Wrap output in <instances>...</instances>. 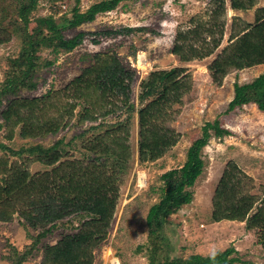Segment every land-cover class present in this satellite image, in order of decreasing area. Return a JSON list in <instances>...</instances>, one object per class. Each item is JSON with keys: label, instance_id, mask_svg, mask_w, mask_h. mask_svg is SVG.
<instances>
[{"label": "trees", "instance_id": "obj_1", "mask_svg": "<svg viewBox=\"0 0 264 264\" xmlns=\"http://www.w3.org/2000/svg\"><path fill=\"white\" fill-rule=\"evenodd\" d=\"M128 1L133 0H104L84 12L76 7L71 18L60 22L51 18L44 23L39 19L36 31L30 34L25 30L30 28L31 14L40 0H21L15 11L0 4V46L12 42L14 30L22 25L26 37L19 54L9 60L8 70L0 79V132H5L0 149L18 155L27 150L36 154L35 161L48 169L32 175L26 165L9 164L5 158L0 160V220L9 221L19 214L35 227L49 225V228L59 222H77L72 233H64L56 245L46 249L43 264H92L94 247L107 238L116 217L119 175L128 170L133 160L128 124L134 112L138 117L139 164L158 160L180 140L181 135L168 125L175 117L174 108L183 104L192 86V74L185 67L151 71L139 84L137 103L128 94L130 86L126 78L130 70L108 52L94 55L92 65L61 90L48 91L36 98L16 94L21 88L37 90L39 83H32L38 67L36 53L45 42L53 44L57 54L72 51L82 44L86 35L80 33L67 39L64 31L94 22L99 14L113 11ZM210 1L206 14L211 19L193 17L189 21L193 27L182 26L176 32L172 53L183 63L210 57L223 40L227 0ZM258 1L229 0V8L249 11ZM260 65H264V7L257 9L252 23L233 18L230 42L208 69L213 82L220 85L231 72ZM120 98L123 99L117 102ZM103 102L110 109L99 115L96 108L101 104L100 111ZM248 104H256L264 112V72L251 82L234 84V97L227 112ZM110 115H116L117 120L107 121ZM73 121H77L75 124L82 131L66 145L62 146L63 139L49 148L36 146L15 151L11 145L17 127L21 128V137L32 139L54 135L73 125ZM228 134L219 120L207 122L201 136L190 145L185 162L161 175L159 202L149 208L146 216L149 264L243 263L234 246L209 256L193 254L179 258L165 254L164 259L158 256L163 250L161 231L167 218L194 199L193 187L205 166L203 148L212 135ZM76 140L80 142L74 143ZM71 150L81 151V156L62 161ZM227 166L212 199L211 220L245 221L249 230H264V193L259 197L248 192L246 175L238 165ZM259 201L261 204L257 205ZM47 233L44 231L40 237ZM32 249L33 246L22 255L11 251L12 264L22 263Z\"/></svg>", "mask_w": 264, "mask_h": 264}, {"label": "rangeland", "instance_id": "obj_2", "mask_svg": "<svg viewBox=\"0 0 264 264\" xmlns=\"http://www.w3.org/2000/svg\"><path fill=\"white\" fill-rule=\"evenodd\" d=\"M20 1L0 0V4L9 11H15ZM101 1L104 0H40L36 11L31 14L30 28L25 32H35L39 19L44 23L51 18L60 22L64 18H71L74 8L84 12ZM210 3V0L122 2L115 10L99 14L94 22L64 31L67 39L80 33L86 35L82 44L74 50L57 54L53 44L45 42L36 53L38 67L34 70L32 83H39L37 90L30 92L21 88L16 93L19 97L36 98L48 91L61 90L92 65L94 55L107 52L130 70L126 83L130 86L128 94L136 103L139 84L151 71L185 67L192 74L190 92L185 95L183 104L174 108L175 117L168 125L181 135L180 140L158 160L138 163V117L137 113H133L128 124L133 160L128 170L119 175L117 185L120 197L116 217L107 238L94 247L92 264H112L115 259L120 264L150 263L146 216L149 208L159 202L162 184L160 177L185 162L190 145L201 136L204 125L215 120H219L221 127L228 129L230 134L220 137L212 135L203 148L205 166L193 187L194 199L191 204L183 206L180 211L167 218L161 231L163 250L158 255L159 259H164L165 254L179 258H187L193 254L209 256L234 246L243 260V263L237 264H264V230H249L245 221L223 220L215 223L211 220L215 189L229 163L238 165L246 175L248 192L263 196L264 112L256 104H248L230 112L227 109L234 97V84L251 82L264 72V65L233 71L220 85L213 82L208 69L230 42L233 18L240 17L246 23L254 22L257 9L264 7V0H259L249 11L231 10L227 0L228 19L219 47L204 60L183 63L172 53L176 32L182 26L193 27L189 23L193 17L202 16L204 21L211 19L206 14ZM3 13L6 16L8 14L5 11ZM22 28L14 30L12 42L0 46V79H3L8 70L9 60L17 57L21 50L22 41L26 38ZM44 78L46 81L40 84ZM121 99L123 98L117 99V102ZM98 108L96 111L99 115L110 109L104 102L100 111ZM78 111L79 108L76 113ZM106 120L114 122L117 116L110 115ZM76 122L73 121V125L54 135L32 139L21 137V128L17 127L11 145L15 151L36 146L49 148L62 139V146L66 145L82 131ZM4 136L5 132L1 131L0 140H4ZM80 153L81 151L71 150L69 156H64L62 161L80 157ZM36 156L27 150L18 155L0 149V160L5 158L9 164L26 165L32 175L48 170L35 161ZM260 204V201L257 202V205ZM47 226L49 225L35 227L19 214L12 216L9 221L0 220V264H12L11 251L16 250L17 254L22 255L30 251L32 246V253L20 264H43L46 249L56 245L64 233H72L77 222H59L53 228ZM44 231H48L47 235L40 237Z\"/></svg>", "mask_w": 264, "mask_h": 264}, {"label": "built area", "instance_id": "obj_3", "mask_svg": "<svg viewBox=\"0 0 264 264\" xmlns=\"http://www.w3.org/2000/svg\"><path fill=\"white\" fill-rule=\"evenodd\" d=\"M112 264H120V263L117 259H115V261Z\"/></svg>", "mask_w": 264, "mask_h": 264}]
</instances>
